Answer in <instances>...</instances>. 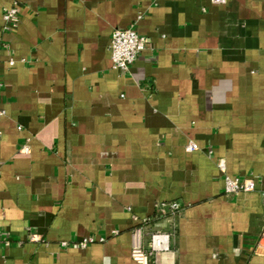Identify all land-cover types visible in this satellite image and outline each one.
Segmentation results:
<instances>
[{"label": "crops", "instance_id": "1", "mask_svg": "<svg viewBox=\"0 0 264 264\" xmlns=\"http://www.w3.org/2000/svg\"><path fill=\"white\" fill-rule=\"evenodd\" d=\"M0 110V264H136L139 225L172 231L159 263L264 264V0H0Z\"/></svg>", "mask_w": 264, "mask_h": 264}, {"label": "built area", "instance_id": "2", "mask_svg": "<svg viewBox=\"0 0 264 264\" xmlns=\"http://www.w3.org/2000/svg\"><path fill=\"white\" fill-rule=\"evenodd\" d=\"M214 4H223L226 0H210ZM19 18L15 6H11L3 13V30L11 31L18 24ZM149 44L147 37L139 34L133 26L127 28H115L110 37V58L112 67L119 72H126L130 65L135 61L137 56ZM13 61L9 60V64ZM3 114V110H0ZM198 149V146L189 142L186 145L187 151ZM24 152L28 151V146H23ZM217 168L222 175L224 182V193L234 194L238 192L253 191L255 189L253 180L249 178L232 177L226 173L225 162L222 158L217 160ZM160 206H165L169 211V217H173L180 209L179 203L172 201L169 203H161ZM29 240H38L35 234L30 232L25 233ZM143 235L147 236V242L142 241ZM172 231L170 229L146 230L142 225L136 226L131 232V248L130 258L136 264H168L159 263L157 256L169 250ZM0 240L6 245L9 244V238L2 236ZM90 240H82L78 243L80 247H85ZM63 246L69 245L67 242L61 243ZM173 264V263H172Z\"/></svg>", "mask_w": 264, "mask_h": 264}]
</instances>
